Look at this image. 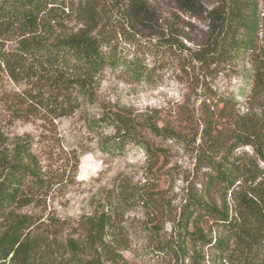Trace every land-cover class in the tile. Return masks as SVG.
<instances>
[{"label": "rangeland", "instance_id": "obj_1", "mask_svg": "<svg viewBox=\"0 0 264 264\" xmlns=\"http://www.w3.org/2000/svg\"><path fill=\"white\" fill-rule=\"evenodd\" d=\"M145 1L152 10V29L135 26L118 36L122 63L97 76L91 98L82 100L71 115L26 112L24 106L22 111L14 101L27 84L14 83L0 71V152L10 153L16 142L27 141L52 184L19 209L32 218L28 237L42 240L36 264H76L71 241L84 245L83 259H98L100 264H176L177 252L173 251L178 250L180 240V206L189 190L201 192L204 185L205 168L198 167L195 159L204 118L211 113L215 116L213 104L222 106V100L234 99L241 115L264 119V71L257 76L250 57L234 67L212 66L208 73L189 58V49H198L204 40L205 10L219 0H198L187 11L176 0ZM57 17V31L80 27L72 14L60 12ZM261 29L258 53L264 62V0ZM157 31L172 35L181 49L151 46L150 39L153 43L160 39L158 34L151 38ZM11 43L7 41L6 48ZM135 59L148 72L146 76L139 78L131 70L130 62ZM107 108L144 125L150 150L130 143L122 155L105 153L102 139L113 130L94 129L89 119L98 118ZM213 122L218 125L213 133L221 134L224 142L231 124L219 117ZM153 125L166 129L164 136L154 134ZM234 157L254 163L264 173V160L252 146L238 147ZM237 184L234 189L242 190ZM231 195L232 190L227 195L217 190L212 193L219 204L224 199L230 203ZM101 212L112 221L105 237L107 248L92 252L85 245L84 222ZM202 226L209 239L227 235L224 227L211 221ZM186 249L187 254L178 259L187 264H232L213 245L187 241ZM238 258L233 264H248L246 259L264 264V242Z\"/></svg>", "mask_w": 264, "mask_h": 264}, {"label": "trees", "instance_id": "obj_2", "mask_svg": "<svg viewBox=\"0 0 264 264\" xmlns=\"http://www.w3.org/2000/svg\"><path fill=\"white\" fill-rule=\"evenodd\" d=\"M176 1L184 11L198 5V0ZM205 11L208 28L204 40L198 49H189V58L208 73L212 66L234 67L250 57L254 73L259 76L258 72L264 71L258 53L261 0H219ZM60 12L74 15L79 29L57 31ZM152 19L145 0H1L0 71L14 83L24 81L28 86L17 94L15 105L22 111L24 106L26 112L38 110L58 117L75 113L82 100L91 98L97 76L122 63L118 36L135 26L150 30ZM154 35L160 37L154 43L150 39L156 49H181L172 35L157 31L151 38ZM9 40L12 43L6 48ZM130 67L139 78L148 74L138 59L130 62ZM222 101V106L218 102L212 105L217 109L215 116L207 114L209 117L203 121L195 159L198 167L205 168L204 185L201 192L189 190L180 206V240L173 253L177 252L178 258L187 254V241L213 245L233 264L244 251L249 253L264 242V173L254 163L234 157L238 147L250 145L264 160V119L256 121L241 115L234 99ZM212 116L232 125L224 142L221 134L213 133L218 125ZM89 124L98 130L103 126L112 128L113 133L102 139L105 153L122 155L130 143L150 150L144 125L122 111L104 109L98 118L89 119ZM165 130L151 126L154 134L164 136ZM236 184L242 190H235ZM51 185L27 141L16 142L10 153L0 152V264H36L42 240L28 237L26 230L32 218L19 209ZM214 190L226 195L232 190L231 202L224 199L219 204L212 196ZM208 221L224 227L227 235L209 239L202 226ZM111 222L105 212L84 222L88 250L107 248L105 237ZM71 247L76 264H100L98 259L81 257L83 244L71 241ZM178 258L176 264H187ZM249 260L245 261L252 264Z\"/></svg>", "mask_w": 264, "mask_h": 264}]
</instances>
